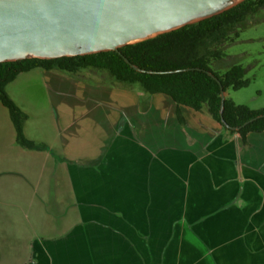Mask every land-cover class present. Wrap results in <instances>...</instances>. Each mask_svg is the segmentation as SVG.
Here are the masks:
<instances>
[{
  "label": "rangeland",
  "instance_id": "374dc122",
  "mask_svg": "<svg viewBox=\"0 0 264 264\" xmlns=\"http://www.w3.org/2000/svg\"><path fill=\"white\" fill-rule=\"evenodd\" d=\"M224 53L211 69L224 73L240 65L249 81L245 88L228 89L227 98L264 109V7L247 17ZM49 72L106 89L109 103L106 161L81 170L75 184L79 222L57 247H44L45 259L264 264V183L259 161L246 157L238 135L218 126L205 110L179 123L168 97L118 83L105 70ZM130 96L137 100L132 112L116 106Z\"/></svg>",
  "mask_w": 264,
  "mask_h": 264
},
{
  "label": "crops",
  "instance_id": "0c3cea01",
  "mask_svg": "<svg viewBox=\"0 0 264 264\" xmlns=\"http://www.w3.org/2000/svg\"><path fill=\"white\" fill-rule=\"evenodd\" d=\"M22 74L20 84L16 77L5 91L27 116L25 138L44 148L20 147L0 104V264H54V256L45 259L44 247H57L79 222L75 184L81 182L80 172L100 167L107 158L109 97L102 87L59 79L49 71ZM136 102L130 96L116 106L132 112ZM179 110L182 124L195 112ZM241 144L246 157L259 161L264 183V131L248 134Z\"/></svg>",
  "mask_w": 264,
  "mask_h": 264
},
{
  "label": "trees",
  "instance_id": "16d2710c",
  "mask_svg": "<svg viewBox=\"0 0 264 264\" xmlns=\"http://www.w3.org/2000/svg\"><path fill=\"white\" fill-rule=\"evenodd\" d=\"M263 7L264 0H244L211 18L124 46L119 49L120 54L110 51L53 60L30 58L0 63V104L9 113L17 144L28 150L44 148L25 138L23 126L27 116L7 95L6 86L19 74L36 69H56L76 74L87 68L105 70L118 83L139 84L148 95L168 97L176 106L179 123H183L180 107L195 112L205 110L213 121L238 135L245 144L248 134L264 131V117L238 131L229 128L240 127L246 121L264 114V109L252 110L225 97L220 117L221 89L223 92L228 89L237 91L247 87L249 81L244 79L245 70L240 65H233L224 73L213 71L211 65L225 57L224 49L238 36V30L244 26L247 17ZM123 58L144 72L135 71ZM221 118L228 128L221 123Z\"/></svg>",
  "mask_w": 264,
  "mask_h": 264
},
{
  "label": "water",
  "instance_id": "95a60500",
  "mask_svg": "<svg viewBox=\"0 0 264 264\" xmlns=\"http://www.w3.org/2000/svg\"><path fill=\"white\" fill-rule=\"evenodd\" d=\"M242 1L0 0V63L110 51L120 54L119 49L124 46L211 18ZM187 70L190 69H184ZM208 75L213 77L211 73ZM220 100L222 117L225 100L222 89ZM263 117L264 114L256 116L240 127L229 129L238 131ZM221 123L225 125L222 118Z\"/></svg>",
  "mask_w": 264,
  "mask_h": 264
}]
</instances>
